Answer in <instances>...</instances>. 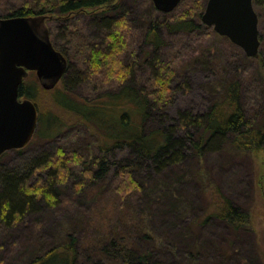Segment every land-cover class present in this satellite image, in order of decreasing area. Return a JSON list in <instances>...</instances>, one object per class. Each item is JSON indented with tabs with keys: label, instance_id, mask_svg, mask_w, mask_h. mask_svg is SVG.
<instances>
[{
	"label": "rangeland",
	"instance_id": "rangeland-1",
	"mask_svg": "<svg viewBox=\"0 0 264 264\" xmlns=\"http://www.w3.org/2000/svg\"><path fill=\"white\" fill-rule=\"evenodd\" d=\"M35 1L38 0H0V13L11 11L24 2L32 6ZM146 1L123 0L116 10L117 15H125L128 19L124 30L125 46L118 58L123 63L130 62L133 78L143 89L150 88L153 81L149 77L154 69L142 61L146 49L143 36L145 24L150 15L160 13L151 11ZM206 1L182 0L175 11L178 14L186 13L202 4L203 13ZM94 13L95 11L88 10L48 21L51 39L52 35L55 36L67 51L70 70L82 73L81 82L76 83L75 87H71V84L68 87L73 93H67L88 100L104 89L117 88L121 80L116 79L115 67L108 72L106 64L97 74H91L87 51L91 45L105 47L102 44L108 40L105 25L109 21L107 19L113 17V13L107 14L104 21L98 16L93 17ZM262 18L261 23L258 19V28L259 33L264 34V12ZM198 20L201 23L200 17ZM163 35L165 44L159 51L158 67L162 75L166 70L173 72L169 74L172 75L169 81L165 79L162 82L168 88L167 98H170L169 107L161 116L165 125L176 123L178 112L186 109L195 113L207 111L212 103L213 93L219 91L216 90L218 82L213 78V69L218 65L220 68H228L232 57L238 58L244 106L252 105L263 95L260 59L250 57L244 60L243 50L227 37L218 35L211 26L201 23L197 31H163ZM259 51L264 70L262 42ZM198 59L204 64L198 65ZM27 79L28 81L24 80L26 83L34 82L40 86L34 72H30ZM56 86L61 87L62 81ZM36 103L43 116L53 114L65 121L64 128L48 139L33 137L26 146L6 151L0 163L6 168L19 169L22 162L27 163L33 157L41 156L42 152L48 155L54 153L51 166L37 170L30 176L29 184L39 179H49L58 169H64L63 173L67 172L62 173L61 184L54 181L57 192L55 203L49 202L47 207L41 204L13 229L2 230L0 264H25L35 239L57 237L64 229L78 238L80 246L92 249L99 236H104L109 228L115 230L121 218L123 200L129 201L127 210L131 213L141 211L140 222L148 227L147 231H153L152 233H158L162 237V245L148 246L166 261L165 264L174 261L179 263L181 260L184 263V257H189V251L199 264H264V149L242 153L224 148L212 149L204 154L200 170H197V162L189 150L183 165L169 168L163 176H157L149 170L142 174L147 190L132 191V196H123L119 192L123 184L119 186L121 179L115 167L120 156L127 155L128 152H113L116 155L109 160L110 170L104 178L93 170L84 172L87 167L94 170L98 167L94 159L98 156V137L89 126L72 120L73 117H68L65 111L57 108L49 91L42 90ZM156 114L161 115L160 110ZM146 176H150L151 186L146 181ZM78 179L82 181L80 189H76L75 185ZM217 192L225 194L241 207L246 218L244 227H230L214 217L201 226L190 225V219L200 216L208 207L212 195ZM141 194L145 201L138 202L136 198ZM173 213L177 216H173ZM128 222H131L128 223L130 227L123 230L133 229V216ZM35 226L38 228L31 230ZM194 239L199 245L195 249Z\"/></svg>",
	"mask_w": 264,
	"mask_h": 264
},
{
	"label": "trees",
	"instance_id": "trees-1",
	"mask_svg": "<svg viewBox=\"0 0 264 264\" xmlns=\"http://www.w3.org/2000/svg\"><path fill=\"white\" fill-rule=\"evenodd\" d=\"M121 1L123 0H38L32 6L24 2L11 11L0 13V18L45 14L51 16L52 20H59L93 10L95 11L93 17L98 16L104 21L107 14L113 13L112 19H107L109 21L105 25L108 36V40L102 43L105 47L89 46L87 59L91 63V74H97L105 64L108 66V72L115 67L116 79H121L117 88L104 89L90 100L69 95L68 93L73 92L68 87L70 84L71 87H75L76 83L81 82L82 73L72 72L68 60L65 74L61 79V87L55 86L46 90L34 82L26 83L27 77L24 79L27 81H23L18 89L19 96L31 99L37 108L36 100L40 92L49 91L57 108L65 111L68 117H73L72 120L82 122L92 129L98 137L96 141L98 156L94 158L98 167L95 170L87 167L84 172L93 170L99 177L104 178L110 170L109 160L116 155L113 152L127 151V155H122L117 160L115 168L121 179L119 186L123 184L119 192L130 197L134 191L147 190L148 186L145 187L142 174L151 170L157 176H163L169 168L183 165L189 150L197 162V170H200L202 168L200 161L203 160L204 154L212 149L224 148L235 153L264 149V93L252 105L245 104L248 108L244 106L237 57H232L228 62V68H220L218 65L213 69L215 71L213 78L218 82L216 90L219 91L213 93L212 103L207 111L195 113L186 109L178 112L176 123L169 125H165L163 118L161 119L170 101V98H167L168 88L162 82L165 79L169 81L172 77L169 74L173 73L166 70L162 75L158 67L159 51L165 44L163 31L167 33L197 31L201 27L198 19L201 18L203 5L194 6L193 10L180 13L181 15L175 11L176 7L169 13L159 11L160 13H153L147 18L143 33L146 49L142 61L154 68L149 77L153 81L151 86L154 85L153 88L150 86L143 89L133 78L130 62L123 63L118 58L125 46L124 30L128 22L125 15L116 14ZM146 2L151 11H158L151 0ZM252 2L261 23L264 0ZM259 39L263 44V33H259ZM52 43L68 59L64 45L53 35ZM261 56L259 51L254 59H260L263 75L260 82L264 86ZM246 58L250 57L243 56L244 60ZM201 61L196 60L198 65L204 64ZM158 110L161 115L156 114ZM65 124L57 115L43 116L38 108V125L33 137L48 139L61 131ZM5 153L0 156V162ZM41 154L29 159L27 163L24 162L25 164L22 162L19 169L6 168L0 163V234L3 229H13L41 204L47 207L49 202L57 201L54 181L61 184L63 179L61 175L67 172L63 173L64 169L53 172L47 180L39 179L29 184L30 176L37 170L51 166L55 157L54 153ZM56 160L58 161V158ZM146 178L149 184L150 176ZM151 183L152 181L150 186ZM81 184L82 181L78 179L75 183L76 189H80ZM142 194L136 198L138 202L145 201ZM127 203L130 204L129 201L123 200L121 204V218L115 230L109 228L104 236H99L92 249L80 246L78 238L64 229L57 237L35 239L25 264H165L166 261L148 246L162 245V237L158 233L147 231L148 227L140 222L141 211L135 210L131 213L127 210L129 206ZM132 216L133 229L123 230L130 227L131 222L128 220ZM173 216L177 215L173 213ZM213 217L234 228H242L246 224L245 213L241 207L223 193L213 194L208 207L200 216L191 218L189 223L201 226ZM35 228L38 227H32L31 230ZM193 243L194 249L199 246L196 241ZM190 252L189 255L187 252L189 257H184L187 263L181 260L179 263L174 261L167 264H199Z\"/></svg>",
	"mask_w": 264,
	"mask_h": 264
},
{
	"label": "water",
	"instance_id": "water-1",
	"mask_svg": "<svg viewBox=\"0 0 264 264\" xmlns=\"http://www.w3.org/2000/svg\"><path fill=\"white\" fill-rule=\"evenodd\" d=\"M163 13L181 0H151ZM51 16L0 18V155L24 147L36 131L38 110L29 98H21L19 86L34 71L44 89H52L64 76L67 58L51 39ZM201 22L239 46L248 57L259 53L258 15L252 0H207Z\"/></svg>",
	"mask_w": 264,
	"mask_h": 264
}]
</instances>
